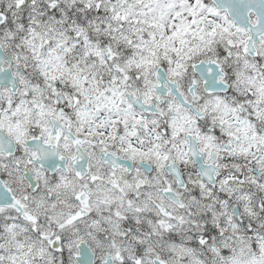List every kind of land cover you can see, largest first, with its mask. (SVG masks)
Listing matches in <instances>:
<instances>
[{
	"label": "snow or ice",
	"instance_id": "1",
	"mask_svg": "<svg viewBox=\"0 0 264 264\" xmlns=\"http://www.w3.org/2000/svg\"><path fill=\"white\" fill-rule=\"evenodd\" d=\"M0 264H264V0H0Z\"/></svg>",
	"mask_w": 264,
	"mask_h": 264
}]
</instances>
